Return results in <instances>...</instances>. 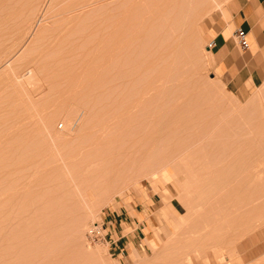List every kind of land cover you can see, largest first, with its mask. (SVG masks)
Here are the masks:
<instances>
[{
	"label": "rangeland",
	"instance_id": "374dc122",
	"mask_svg": "<svg viewBox=\"0 0 264 264\" xmlns=\"http://www.w3.org/2000/svg\"><path fill=\"white\" fill-rule=\"evenodd\" d=\"M220 7L0 0V264H264V83L215 75Z\"/></svg>",
	"mask_w": 264,
	"mask_h": 264
},
{
	"label": "crops",
	"instance_id": "0c3cea01",
	"mask_svg": "<svg viewBox=\"0 0 264 264\" xmlns=\"http://www.w3.org/2000/svg\"><path fill=\"white\" fill-rule=\"evenodd\" d=\"M220 9L222 18H208L203 34L215 42V47L208 50L213 58L215 75L230 92L245 98L264 83V0H234L232 12ZM239 28L246 32L249 44L246 49H242L235 38ZM141 198L148 204L151 202L148 197ZM135 220L137 218L131 217L127 208L121 206L113 210L107 221L108 246L118 256L128 254L137 242L139 236L134 232L138 226H132ZM127 228L131 230L126 232Z\"/></svg>",
	"mask_w": 264,
	"mask_h": 264
},
{
	"label": "built area",
	"instance_id": "2783aa9c",
	"mask_svg": "<svg viewBox=\"0 0 264 264\" xmlns=\"http://www.w3.org/2000/svg\"><path fill=\"white\" fill-rule=\"evenodd\" d=\"M235 38L242 49H246L248 47L249 44L246 37V32L244 30L240 28L237 29L235 32ZM214 47H215V42L212 40L208 44V49L211 50ZM59 127L61 128L62 126ZM108 223L109 222H107V225H109ZM101 228L105 229L103 225L101 226ZM99 237H100V231L97 226H94V228L90 229V231L87 233V241L89 244H94L96 241L99 240Z\"/></svg>",
	"mask_w": 264,
	"mask_h": 264
},
{
	"label": "bare ground",
	"instance_id": "6f19581e",
	"mask_svg": "<svg viewBox=\"0 0 264 264\" xmlns=\"http://www.w3.org/2000/svg\"><path fill=\"white\" fill-rule=\"evenodd\" d=\"M154 50V49H153ZM208 53L210 54V52L208 51ZM86 198V197H85ZM86 200H87V198H86ZM86 203V202H85ZM93 228H94V226H93ZM193 259V258H192Z\"/></svg>",
	"mask_w": 264,
	"mask_h": 264
}]
</instances>
